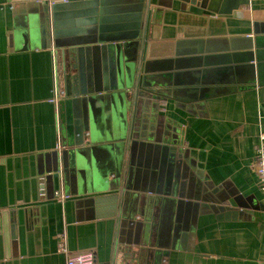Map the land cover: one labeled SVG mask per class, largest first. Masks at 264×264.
I'll return each instance as SVG.
<instances>
[{
    "label": "crops",
    "instance_id": "1",
    "mask_svg": "<svg viewBox=\"0 0 264 264\" xmlns=\"http://www.w3.org/2000/svg\"><path fill=\"white\" fill-rule=\"evenodd\" d=\"M93 40L131 45L127 83L78 117L61 50ZM263 113L262 1L0 0V264H264Z\"/></svg>",
    "mask_w": 264,
    "mask_h": 264
},
{
    "label": "water",
    "instance_id": "2",
    "mask_svg": "<svg viewBox=\"0 0 264 264\" xmlns=\"http://www.w3.org/2000/svg\"><path fill=\"white\" fill-rule=\"evenodd\" d=\"M183 3L195 6L207 12L216 14L230 16L234 13L239 12L242 8L251 6L253 2H259L264 0H179ZM95 13V12H93ZM88 45H72L73 47H65L66 50H61V56L63 58V65L65 72H70L69 75L65 73L62 80L58 79L59 84L62 85L61 89L64 92L65 98L69 99L74 109L79 112L78 117L81 114V111L85 112L86 107L96 106L100 100L103 92H110L108 89V84L111 82V87L118 91L120 87V78L122 81L126 82L127 69H128V57L130 55L129 48L130 44L120 42L113 43H99L96 40L89 41ZM137 43V53L136 57L139 58V62L142 64L143 69V78L142 82L145 83L148 78L146 74L148 72V65L145 64L148 58V48L145 45L140 47V40H136L134 44ZM62 48L63 46L55 45V48ZM134 49V48H133ZM136 49V48H135ZM134 51V50H133ZM100 54V55H99ZM99 60H95V57H98ZM139 56V57H138ZM94 58V60L92 59ZM256 58V59H255ZM257 61L256 55L254 60ZM67 62V64H66ZM99 65V67H98ZM206 67V63L204 64ZM86 66L88 73H86ZM196 66V64L194 65ZM198 67V66H197ZM253 77L259 75V66L253 64ZM194 73L198 71L202 74H205L207 71H212L209 69L201 68H192ZM211 69V68H210ZM207 70V71H205ZM214 71V70H213ZM78 76L73 73H77ZM72 73V74H71ZM228 73V72H227ZM227 73L225 75L227 76ZM236 75L237 72L234 71ZM151 77V76H150ZM164 77V73L158 72L152 75V79L155 81H160ZM124 83L123 87H127ZM147 83V81H146ZM99 84H103L104 91L99 87ZM145 87V84L143 85ZM134 92L136 88H132ZM114 90V91H115ZM82 115V114H81ZM78 134V133H77ZM82 137L80 134L78 135ZM135 142H132L131 146ZM264 206V202H262ZM7 245H8V241ZM8 255V254H7Z\"/></svg>",
    "mask_w": 264,
    "mask_h": 264
},
{
    "label": "built area",
    "instance_id": "3",
    "mask_svg": "<svg viewBox=\"0 0 264 264\" xmlns=\"http://www.w3.org/2000/svg\"><path fill=\"white\" fill-rule=\"evenodd\" d=\"M261 119L264 120V113L261 115ZM255 172L259 178L261 190L264 193V131L259 134V141L256 149V162ZM55 200L65 201L68 196L60 191L55 192ZM59 251L66 253V245L63 241L59 242ZM67 264H97L96 256L94 252H88L79 256L69 257Z\"/></svg>",
    "mask_w": 264,
    "mask_h": 264
}]
</instances>
